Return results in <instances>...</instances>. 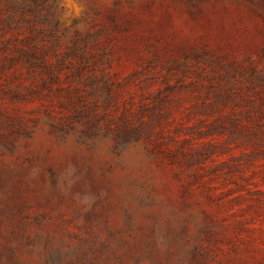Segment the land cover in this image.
Instances as JSON below:
<instances>
[{"label": "rangeland", "instance_id": "374dc122", "mask_svg": "<svg viewBox=\"0 0 264 264\" xmlns=\"http://www.w3.org/2000/svg\"><path fill=\"white\" fill-rule=\"evenodd\" d=\"M0 264H264V0H0Z\"/></svg>", "mask_w": 264, "mask_h": 264}]
</instances>
